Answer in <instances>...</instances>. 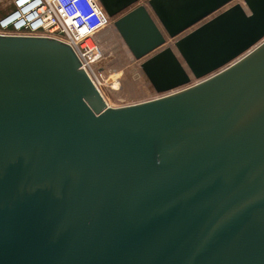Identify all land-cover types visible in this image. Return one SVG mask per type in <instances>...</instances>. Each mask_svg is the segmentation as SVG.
Instances as JSON below:
<instances>
[{"label":"water","instance_id":"obj_1","mask_svg":"<svg viewBox=\"0 0 264 264\" xmlns=\"http://www.w3.org/2000/svg\"><path fill=\"white\" fill-rule=\"evenodd\" d=\"M98 2L157 97L0 36V264H264V0Z\"/></svg>","mask_w":264,"mask_h":264},{"label":"built area","instance_id":"obj_2","mask_svg":"<svg viewBox=\"0 0 264 264\" xmlns=\"http://www.w3.org/2000/svg\"><path fill=\"white\" fill-rule=\"evenodd\" d=\"M6 0H0V3ZM0 17L1 37H42L71 48L92 84L100 91L99 63L105 53L97 38L112 23L98 0H7Z\"/></svg>","mask_w":264,"mask_h":264},{"label":"rangeland","instance_id":"obj_3","mask_svg":"<svg viewBox=\"0 0 264 264\" xmlns=\"http://www.w3.org/2000/svg\"><path fill=\"white\" fill-rule=\"evenodd\" d=\"M97 38L105 53L97 66L103 79L100 91L110 107H124L157 97L147 86L148 81L140 71L138 62L133 61L112 24Z\"/></svg>","mask_w":264,"mask_h":264},{"label":"crops","instance_id":"obj_4","mask_svg":"<svg viewBox=\"0 0 264 264\" xmlns=\"http://www.w3.org/2000/svg\"><path fill=\"white\" fill-rule=\"evenodd\" d=\"M143 2V0H141V3ZM10 9V3L9 1H3L2 3H0V17L3 16L8 10ZM104 11V10H103ZM106 14V13H105ZM108 17V16H107ZM147 86L151 89V92H153V94L155 95L153 89L151 88V86L149 85V83L147 82ZM150 100V99H148ZM147 101V100H145ZM144 102V101H143ZM140 103V102H139ZM134 104V103H133ZM132 105V104H131Z\"/></svg>","mask_w":264,"mask_h":264},{"label":"bare ground","instance_id":"obj_5","mask_svg":"<svg viewBox=\"0 0 264 264\" xmlns=\"http://www.w3.org/2000/svg\"><path fill=\"white\" fill-rule=\"evenodd\" d=\"M107 83H108V82H107ZM193 83H195V82H193ZM193 83H192V84H193ZM100 94L102 95V92H100ZM102 97H103V99H104L105 103L107 104V106H108V107H110V106H109V104L107 103V101H106L105 97H104L103 95H102Z\"/></svg>","mask_w":264,"mask_h":264}]
</instances>
